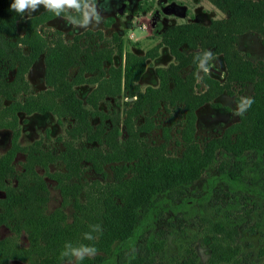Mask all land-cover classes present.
<instances>
[{"label": "rangeland", "instance_id": "rangeland-1", "mask_svg": "<svg viewBox=\"0 0 264 264\" xmlns=\"http://www.w3.org/2000/svg\"><path fill=\"white\" fill-rule=\"evenodd\" d=\"M233 1L262 2L98 0L99 24L78 27L61 14L37 26L52 50L32 63L14 92L8 89L12 99L0 94V159L14 142L11 128L22 148L5 180L11 199L0 189L6 201H0V264H186L188 258L187 264H214L207 226L216 218L228 219V239L238 248L235 259L219 264H264V171L259 179L244 174L239 186L225 179L242 158L254 164L257 157L255 118L264 106L254 103L264 98V5L260 16L247 13L234 23ZM45 10L41 5L24 14L20 36L26 20ZM183 24L197 32L183 36L189 41H181L176 57L164 34ZM18 48L31 51L20 41ZM205 52L212 53L207 71L200 67ZM128 54L145 59L144 72L129 84ZM15 74L10 70L5 79ZM112 74L122 77L116 96L98 89ZM245 97L254 103L236 115ZM27 100L40 110L10 108ZM187 105L197 107L190 129L208 165L183 185L151 188L144 201H131L133 217L131 209L129 220L120 214L116 220L131 225L132 234L107 237V218L130 206L128 197L110 192L131 191L147 163L182 157ZM11 243L28 252L26 259L4 258ZM81 245L94 246L95 255L77 261L71 249Z\"/></svg>", "mask_w": 264, "mask_h": 264}, {"label": "trees", "instance_id": "trees-1", "mask_svg": "<svg viewBox=\"0 0 264 264\" xmlns=\"http://www.w3.org/2000/svg\"><path fill=\"white\" fill-rule=\"evenodd\" d=\"M12 0H0V78L2 76L5 79V76H8L10 70H16L15 78L13 81L8 82V79H5V82L0 80V94L7 96L9 99H12L13 95L8 92V89L11 88V92H14V86L20 81L24 83V76L28 72L32 63L43 53L46 52L47 46L46 42L40 37L37 32V26L43 23H47L57 15L51 11L45 10L39 15H36L32 18L26 20V31L24 36H20L17 31V22L24 19V15H21L15 11H10L9 5ZM217 2V1H216ZM234 9L231 10L230 21L236 23L239 16H245V14L258 17L262 13L261 6L264 5V1L259 4L251 2L250 5H247L245 2L233 1ZM219 4V1H218ZM249 6V7H248ZM67 15L68 17L75 16L79 18L78 14L74 13H61ZM191 32H197L192 25L183 24L177 25L172 28H169L165 34L164 39L171 47L172 54L177 57L178 54V45L182 43L183 36L190 34ZM16 39V40H15ZM224 41L229 40V36H223ZM23 42L28 45L31 49L29 54H24L21 49L18 48V42ZM177 43V44H176ZM49 50H52L49 48ZM56 55V53H55ZM227 67L230 70L229 61L226 58ZM5 67V68H4ZM145 70V59L144 57L137 56L135 54H128L126 60L125 68V82L127 84L137 81L142 73ZM4 74V75H3ZM98 89L103 93H108L110 96H116L122 88V77H115L113 74L110 78H105L103 83L99 85ZM127 86V85H126ZM262 90H264V82L262 83ZM16 107L20 111L31 113L38 108L33 107L30 100L25 102H14L11 104L10 108ZM255 106L262 107L264 106V98L258 96L257 103H254ZM188 115L186 118V124L188 130H183L184 140H185V150L182 154V157L178 160H159L157 162L145 164V168L141 169L142 181L137 185L133 186L130 191V187L124 188L121 191L120 188L112 190L113 193L120 199L128 197V204L130 202H137L138 200L144 201L146 194H150L151 188H156L158 191H165L167 187H177L178 185H183L184 181H190L194 179L202 169L208 165L210 158L207 157L203 152L200 151V148L193 139L194 130H191L195 121V110L197 107L187 105ZM46 109L43 108L42 110ZM245 118V116H244ZM243 118V119H244ZM14 123L17 121V116L12 115ZM255 122L258 125V130L256 134L259 139L253 141V145L256 147V160L254 164H249L245 158L241 159L243 165H239L236 170H230L225 176L226 181L234 186L242 185L244 182V174H251V177L259 179L262 176L264 171V112L259 115L258 118H255ZM2 125V124H1ZM3 126L9 127V122H4ZM14 130V142L12 147L4 154L0 159V189L5 190L8 196V200L11 199V189L6 183V177L12 175L13 167L12 161L16 157L17 153L22 150L21 146L18 144V133L16 128H11ZM131 133V132H130ZM132 135V133H131ZM262 135V138H261ZM254 139V138H253ZM251 165V166H250ZM14 172V171H13ZM20 181V180H19ZM21 184V181H20ZM1 202H6L5 200H0ZM138 205H141L140 203ZM127 209L121 211L113 212V216L107 218L108 223L105 226V235L110 238H115L117 236H124L132 234L131 225L128 223L120 224L116 220L118 214L121 215V219L129 220V211L133 209L130 213L131 217L135 214L134 206H128ZM0 222L3 221L4 216L0 217ZM206 221V220H204ZM227 221L226 218H216L208 219L207 232L211 234V257L210 261L214 264H219L221 262L229 263L232 259H235L236 254L238 253V248L233 247L229 241V236L227 233ZM4 242H1V245ZM4 258L9 259H26L28 252L24 248H20L15 244H8L3 249ZM191 262V258H188L186 264ZM236 260L233 261L235 263Z\"/></svg>", "mask_w": 264, "mask_h": 264}, {"label": "clouds", "instance_id": "clouds-1", "mask_svg": "<svg viewBox=\"0 0 264 264\" xmlns=\"http://www.w3.org/2000/svg\"><path fill=\"white\" fill-rule=\"evenodd\" d=\"M107 0H105V3ZM43 6L46 10L53 12L57 16L61 13H72L78 14L79 18L75 16L68 19V22L72 25L86 28L92 24H99L102 20V16L99 11L98 0H12L9 5L10 11H15L21 15H30L33 12L39 10L40 6ZM212 59L211 52H205L200 60V67L207 71L206 61ZM254 100L252 98H243L238 105L236 115H243L244 112L249 108ZM94 230L99 231L100 226H93ZM85 238L92 240L94 239L90 234L86 233ZM96 248L90 245H81L71 249V254L76 257L77 261L83 260L85 257L95 255ZM63 256L68 255L67 251L62 253Z\"/></svg>", "mask_w": 264, "mask_h": 264}, {"label": "crops", "instance_id": "crops-1", "mask_svg": "<svg viewBox=\"0 0 264 264\" xmlns=\"http://www.w3.org/2000/svg\"><path fill=\"white\" fill-rule=\"evenodd\" d=\"M99 1H101V0H99ZM98 3H99V2H98ZM121 12H122V11H121ZM121 12H120V13H121Z\"/></svg>", "mask_w": 264, "mask_h": 264}]
</instances>
